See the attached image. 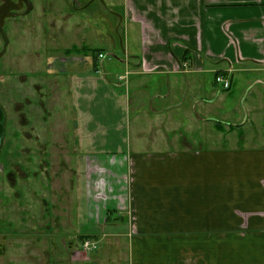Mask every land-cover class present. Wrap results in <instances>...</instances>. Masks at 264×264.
<instances>
[{"label": "crops", "instance_id": "obj_1", "mask_svg": "<svg viewBox=\"0 0 264 264\" xmlns=\"http://www.w3.org/2000/svg\"><path fill=\"white\" fill-rule=\"evenodd\" d=\"M74 1L77 236L99 249L66 241L55 264H264V0ZM27 239H2L0 264L50 246Z\"/></svg>", "mask_w": 264, "mask_h": 264}, {"label": "rangeland", "instance_id": "obj_2", "mask_svg": "<svg viewBox=\"0 0 264 264\" xmlns=\"http://www.w3.org/2000/svg\"><path fill=\"white\" fill-rule=\"evenodd\" d=\"M77 4L0 0V105L6 115L0 150V247L1 240L9 237L48 240L50 245L41 244L39 256L24 255L20 264L68 262L73 245L64 242L91 240L77 236L84 190L73 66L77 59L83 64L86 54L73 48L81 43L80 36L70 31L74 23L58 19L76 13ZM103 6L97 1L80 13L91 15ZM34 26L42 31L38 41L29 32ZM51 29H62L65 35ZM34 49L42 52L39 61L31 59ZM47 249L51 258L43 255Z\"/></svg>", "mask_w": 264, "mask_h": 264}, {"label": "built area", "instance_id": "obj_3", "mask_svg": "<svg viewBox=\"0 0 264 264\" xmlns=\"http://www.w3.org/2000/svg\"><path fill=\"white\" fill-rule=\"evenodd\" d=\"M99 58L103 59L105 58L104 54H99ZM216 83L223 89V90H229L231 88V81L229 79V77L223 75V74H218L216 76ZM81 248L85 251V252H92V251H96L99 248V244L96 241H91V240H84L81 242Z\"/></svg>", "mask_w": 264, "mask_h": 264}, {"label": "water", "instance_id": "obj_4", "mask_svg": "<svg viewBox=\"0 0 264 264\" xmlns=\"http://www.w3.org/2000/svg\"><path fill=\"white\" fill-rule=\"evenodd\" d=\"M6 134V115L2 106L0 105V150Z\"/></svg>", "mask_w": 264, "mask_h": 264}, {"label": "trees", "instance_id": "obj_5", "mask_svg": "<svg viewBox=\"0 0 264 264\" xmlns=\"http://www.w3.org/2000/svg\"><path fill=\"white\" fill-rule=\"evenodd\" d=\"M85 239H83V241H84Z\"/></svg>", "mask_w": 264, "mask_h": 264}]
</instances>
